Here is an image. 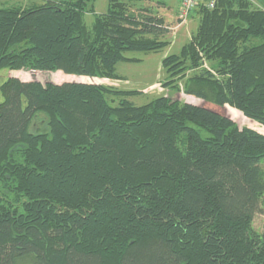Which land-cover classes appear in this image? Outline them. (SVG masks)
<instances>
[{"label":"trees","instance_id":"1","mask_svg":"<svg viewBox=\"0 0 264 264\" xmlns=\"http://www.w3.org/2000/svg\"><path fill=\"white\" fill-rule=\"evenodd\" d=\"M142 1L0 7V71L118 80L135 62L125 53L167 46ZM259 1L194 11L195 34L161 62L163 87L186 103L135 106V91L79 80L0 86V264H264V227H252L264 212Z\"/></svg>","mask_w":264,"mask_h":264},{"label":"rangeland","instance_id":"2","mask_svg":"<svg viewBox=\"0 0 264 264\" xmlns=\"http://www.w3.org/2000/svg\"><path fill=\"white\" fill-rule=\"evenodd\" d=\"M251 3L256 8H263V4L259 0H250ZM42 0H13L11 5L14 6L18 4L22 7L28 6L31 3H41ZM181 0H146L135 5V8L150 6L156 8V10H161L167 30L166 35L163 37V41L167 43V46L158 51L152 53L143 52H127L125 57L128 59H133L135 62L130 63H119L116 67V72L120 77L118 80H99V79H78L77 77L65 76L61 73H46V72H9L2 70L0 71V86L10 77L19 78L23 81H37L42 84L48 82L60 84L64 82H78L83 81L87 83H97L104 86L114 87L115 89L123 91H135L138 94L129 97L127 100L130 101L135 106H141L150 100L160 97V96H172L174 99H179L182 102L191 101L188 97L182 94H175L169 88L163 87L164 72L161 66L162 60L172 54H178L182 46H184L195 34L199 18L198 15L193 11L188 19L183 23H179L178 13L180 8ZM107 6V0H96L94 4L95 12L100 14L103 13ZM0 7H3L0 5ZM93 21V16L91 14L85 15V24L90 26ZM179 95V96H178ZM0 101H2V96L0 94ZM222 114H228L227 110H221ZM231 119L238 125V127H250L258 129L255 125H250L241 119L236 117H231ZM42 127V126H41ZM36 126H31L29 131L35 132ZM253 230L257 233H261L264 227V212H259L254 216ZM24 264V263H23ZM27 264V263H25Z\"/></svg>","mask_w":264,"mask_h":264},{"label":"built area","instance_id":"3","mask_svg":"<svg viewBox=\"0 0 264 264\" xmlns=\"http://www.w3.org/2000/svg\"><path fill=\"white\" fill-rule=\"evenodd\" d=\"M217 0H181L178 13L179 23L183 24L193 11L198 9L201 5L208 10L215 7Z\"/></svg>","mask_w":264,"mask_h":264},{"label":"crops","instance_id":"4","mask_svg":"<svg viewBox=\"0 0 264 264\" xmlns=\"http://www.w3.org/2000/svg\"><path fill=\"white\" fill-rule=\"evenodd\" d=\"M11 1H13V0H0V5H2V6H8V5H11L12 3H11ZM146 2V1H145ZM15 5H18V4H15ZM145 7H150V6H145ZM151 8V10H152V12L153 13H155L156 15H158V13H157V11L159 12V14H160V12H161V10H156V8H152V7H150ZM159 17H161L162 19H163V16L162 15H158ZM164 20V19H163ZM166 27V26H165ZM167 28V30H170V28L169 27H166ZM166 35V34H165ZM164 35V36H165ZM19 73V72H18ZM80 79V78H79ZM82 79H84V78H82ZM179 96V95H178Z\"/></svg>","mask_w":264,"mask_h":264}]
</instances>
